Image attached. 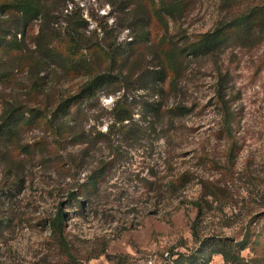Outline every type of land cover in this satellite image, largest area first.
Returning a JSON list of instances; mask_svg holds the SVG:
<instances>
[{
    "label": "rangeland",
    "instance_id": "1",
    "mask_svg": "<svg viewBox=\"0 0 264 264\" xmlns=\"http://www.w3.org/2000/svg\"><path fill=\"white\" fill-rule=\"evenodd\" d=\"M5 1L0 41H22L23 51H0V123L16 107L44 119L0 141V264L186 263L215 237L249 239L246 259L252 249L264 253V41L232 38L213 55L183 53L177 89L166 82L155 93L143 87L162 51L199 44L226 22L230 11L221 0H182L176 16L164 15L160 0H70L64 13L55 6L51 23L35 20L25 33L17 32L16 15L3 11ZM70 22L92 48L74 68L87 65L119 81L62 119L57 106L89 71L73 70L71 58H50L40 46H59ZM220 88L238 116L237 157L227 155L233 139L222 129ZM123 111L133 119L116 124ZM180 177L182 186L172 190ZM59 209L67 215L71 258L50 227ZM207 264L226 263L214 255Z\"/></svg>",
    "mask_w": 264,
    "mask_h": 264
},
{
    "label": "trees",
    "instance_id": "2",
    "mask_svg": "<svg viewBox=\"0 0 264 264\" xmlns=\"http://www.w3.org/2000/svg\"><path fill=\"white\" fill-rule=\"evenodd\" d=\"M70 0H55L56 3H49L48 0H6L4 3L3 11L6 9L11 12V14L16 15V24L18 25V31L21 30L22 33L27 32L28 26L32 24L35 20H41L42 22L51 23L52 19L56 18L53 14L57 11L55 6L60 9L61 13L67 10L68 3ZM148 3L152 0H143ZM182 0H160V5L163 7V13L166 16H176L179 14L180 9L183 4ZM115 2H123L132 4L133 0H111L110 4L114 6ZM223 5H226L230 11L229 19L226 22L221 23V25L214 30L205 34L199 44H193L191 46L185 47L183 49L173 50L172 48H166L160 54L162 63L156 65L155 71L149 72V78L147 79V85L143 89L151 88L155 90V93H161L164 90V84L169 82L170 90H176L178 86L179 77V66L180 60L183 53H187L193 56H201L205 54H215L221 50L227 40L236 38L237 41L251 44H259L264 41V0H221ZM166 9H164V7ZM68 14V13H67ZM69 15V14H68ZM67 15V16H68ZM148 21V19H144ZM146 26L145 33L150 34L151 28H148V23L144 24ZM70 29L68 34L63 38L59 39V46L51 47L40 46L46 55L50 58H71L67 61H72V69H83L86 68L89 71V79L82 85L80 90L73 96H69L64 101H62L56 108V113H61L57 115L62 116V119L67 117L70 113L72 107L79 106V111L83 110L82 106L86 104L87 101L91 100L94 96L98 94L101 90L109 89L115 86L119 81L118 77L109 74H94L90 70V66L75 67L78 62H74V59L81 54V52L89 53L92 51L91 44L88 43L84 36L79 32L76 22H70ZM128 28H131L128 26ZM40 38H44V27L41 28ZM146 35V34H145ZM17 35H15V38ZM17 40V39H16ZM61 40V41H60ZM5 42L0 41V51L2 53L11 54L13 51H23L22 41L18 42L17 45H11L12 41H8V45L3 44ZM93 46V45H92ZM47 47V48H46ZM86 53H83L84 55ZM113 93H108L111 95ZM217 106L220 109V114L222 118V129L225 131L226 138L232 140L230 148L227 150V155H233L237 157L240 153V148L238 142L235 140V131L237 127L238 116L236 111L233 109L232 101L227 96V93L222 90V88L217 90ZM149 107V106H148ZM153 107V105H151ZM179 108H176L177 110ZM117 111V110H116ZM155 111V110H154ZM30 111L21 109V107H16L14 109H8L1 116L0 123V141H11L16 137L20 128L34 123L37 116H32L31 119L26 117V114ZM182 112V111H181ZM39 121H42L44 117L37 112ZM133 119V113L120 112V115L116 117V124H122L124 122H129ZM221 129V130H222ZM68 133L67 128H62V131ZM63 132V133H64ZM70 132V128H69ZM16 156V155H15ZM182 177L173 181L170 185L171 189L178 187L176 185L180 184L182 186ZM97 181L93 182L88 189V192L96 190ZM179 185V186H180ZM170 189V191H172ZM211 196V195H210ZM70 201L72 203L80 202L77 195L72 193L70 195ZM199 210V204H196ZM66 213L62 210H58L57 214L50 221V227L52 230V235L56 238L60 247L63 250L68 251L69 257L71 258L70 246L68 243L67 231H66ZM206 247V250H204ZM251 248L249 239L235 243L234 241L222 242L221 239L215 237L213 239H208L204 242L203 247L192 257L186 259L184 263L183 257L175 260L174 264H207V260L214 255H221L226 264H264V253L257 249L255 250L253 257L246 259L242 256L243 252L248 248ZM173 256V255H172Z\"/></svg>",
    "mask_w": 264,
    "mask_h": 264
}]
</instances>
